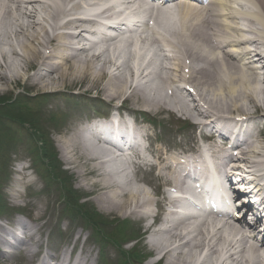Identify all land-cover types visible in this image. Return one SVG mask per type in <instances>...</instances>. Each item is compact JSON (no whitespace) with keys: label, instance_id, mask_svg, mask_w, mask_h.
I'll return each instance as SVG.
<instances>
[{"label":"bare ground","instance_id":"obj_1","mask_svg":"<svg viewBox=\"0 0 264 264\" xmlns=\"http://www.w3.org/2000/svg\"><path fill=\"white\" fill-rule=\"evenodd\" d=\"M78 1L82 2L84 0H0V35L8 39H16L21 49V52H18L12 47V54L20 59L18 69L12 68L11 62L13 60L0 51V59L2 60L0 62V89H4V84L18 82L23 79L25 72L30 67H34L35 70L27 76V80L31 83V86L37 87V89L53 86L58 83L64 77L65 72L67 73L71 68H73V73L77 74L79 71L82 73L84 69H88L89 65L87 64L89 59L93 60L96 57H94V54L89 53L94 43L91 42L90 48L85 50L80 40L84 33H86V28H84L85 23L77 18H72L64 24H61L59 21L63 16L76 13L75 11L80 6ZM232 2L238 3L235 0H215V3H218V7L221 8L220 12L217 13L219 20L210 16L209 10L197 12L183 5L182 10L179 11V15L183 17L180 27L178 29L171 28L174 29L173 35L177 40L174 38L176 41L173 42L172 40L163 38V42L166 45L173 46L181 55V58H175V61L171 65L176 73L190 70L189 77H191V70L194 64L198 66L194 69L195 73H197L194 88L197 90L199 96L205 100V104L208 107L212 109L218 107L222 112H225L226 106L231 105V108H236L238 109V113H242L244 112L243 107L247 103L249 108L257 105L264 106V76L262 75L264 73V61H262L261 55L259 53L253 54V51H250V54H253L250 55L251 58L255 59L254 66H261L259 70L262 72L261 74L254 69H251L253 72L245 71L243 67L239 69L236 67V63L232 61L235 56H247V49L250 47L256 48L264 42V0H243L244 6H247L245 10L242 9L243 11L234 9ZM213 7L216 8L215 6ZM190 15L191 17L188 19L187 16ZM240 18L244 19L249 26L248 31L253 34V38L243 42L241 46H246L245 51L241 50L240 47L239 54H237V49H232L230 46L233 47V45H229L230 42L237 44V41L227 38H216L212 31V26L220 27L224 25L225 28H230L233 36H239L241 30L238 27V19ZM161 23L162 21L158 24L161 25ZM253 25H259L260 29H256L255 26L252 29ZM75 29H78V32H75ZM227 46H229L230 50H235L234 54L229 53V50L226 49ZM46 49H48L47 52ZM247 58L250 57L247 56ZM115 59L105 56L97 70L89 68L90 73L94 76L96 73L101 75L102 68H105L107 64L109 65L107 73L113 75L120 72L123 70L122 64H125V61L119 63ZM189 60H191V65L188 63ZM10 68H12L11 73L7 71ZM128 70L130 71V69ZM138 72L141 75L143 74L140 68ZM171 79L175 80L174 75ZM112 84L115 87V84ZM108 90H111L110 86ZM183 108L185 109V107L181 106V109ZM75 137L76 134L71 133L70 138L74 139ZM82 142L87 141L82 140ZM62 143L65 142L62 141ZM62 143L60 146L62 156L68 163H72L70 152L73 149L69 150V147L73 146L72 144H68L67 141V145L66 143ZM93 144L96 149L99 148L95 143ZM91 150L93 153L86 154L81 167L85 165L89 171V175L99 177L98 180L88 184L93 185L98 201L101 204L105 203L115 208L106 207L107 210L122 211L129 208L131 214L137 213L139 216H142L140 211L147 209L148 200H141L139 198L141 193L137 192L136 189L127 190L123 182L124 180L127 182V178L124 177L123 172L118 174V176L115 173L116 183H112L114 180L109 172L105 170L98 171L101 165L98 163V166L94 167L96 162L92 161V159L98 156L111 157L108 156L110 152L101 153L102 150L96 151L94 148ZM235 164L240 167V171L250 176H253V174L248 173L250 172V168L261 171L264 169L262 167V165L264 166V145L257 143L248 151L240 152L239 156L236 157ZM260 166L262 169L259 168ZM116 167L118 168V166ZM78 176L86 179L88 175L82 169L78 170ZM114 184L116 185L114 186ZM13 191L14 193H18L17 190ZM32 206L33 209L37 207L35 202H32ZM138 209L141 210L138 211ZM43 216L44 213L38 211L35 214H31L30 221L38 222ZM39 226L40 229L44 228L43 224ZM30 227L31 229L38 230L33 225H30ZM228 228L233 233H236L233 230L232 224H228ZM0 230L2 231L3 228L0 227ZM176 230L177 226L173 225L171 229L167 230L166 236L176 234L174 241L176 238L182 239L184 236L177 234ZM207 231L204 233L197 231L192 239L184 241L178 246L179 251L177 253H175V247L172 246L173 239H170L167 244L163 243L167 240L166 237L158 241L155 248L158 251H166V260L169 264H193L198 251L203 247H206L210 253L215 252V247L220 244L227 249L225 244L229 243V241L225 240L220 233L218 234V230L214 234H210ZM39 244V240L34 237V231L29 234L28 239L17 243L18 247H24L23 252L26 264H30L32 261L34 256L33 249L39 246ZM183 247L186 249L181 251ZM249 250L252 258H254L250 263L262 264L261 259L258 258V248L251 246ZM86 252H89V248H87ZM64 255H67L65 251ZM87 255L82 256L85 264L88 261ZM4 256L11 258L12 255L7 253ZM50 257L59 262L60 255L50 254H43L39 258V262L43 263L45 259ZM245 262H249L248 259ZM199 264L212 263H210L207 256Z\"/></svg>","mask_w":264,"mask_h":264},{"label":"rangeland","instance_id":"obj_2","mask_svg":"<svg viewBox=\"0 0 264 264\" xmlns=\"http://www.w3.org/2000/svg\"><path fill=\"white\" fill-rule=\"evenodd\" d=\"M150 35V34H149ZM200 50H202V48H200ZM124 56H123V60H126V62H129L130 58L132 57L131 52L130 51H126L124 50ZM156 51V49H155ZM133 54V53H132ZM127 56H130L129 59L127 58ZM135 55L133 54V57ZM10 59V58H9ZM128 59V60H127ZM12 60H14L12 58ZM94 62H91L87 65H89L88 69H84L83 72L81 73L80 71L77 73H73L71 68L69 71H67V73L65 72L64 77L62 79H60L58 81V83L54 84V88H57L59 90H63L64 91H79L81 93H83L82 95H86L87 93H99L101 95V97L105 100V102L107 101H115L117 99H122L125 98V101H123L124 103H126L128 106H132L135 109H141L143 107H147L148 105L146 104V101H149L148 99L146 100V96L148 95V93H150L151 91L154 92V94L157 96V98H153V101L156 102L157 104L155 106L159 104L158 102H164L167 101V103H169L168 99L166 100L164 98L163 95H159L158 92L162 91V82H155L154 83V88H150V83L152 82V80L149 82L148 79H142V78H136V83L135 84H139V86L145 85L146 88H140L139 86L134 88L133 87V83L131 82H127V83H123L125 82L123 79H118L115 78L114 80H108L109 84H110V88L111 90H108V83H107V77L105 74L106 73V69L103 68L102 69V75H100V77H93L90 76V70L89 68L93 67ZM70 66V65H69ZM123 67L127 68L128 67V63L127 64H123ZM195 67H198L195 64ZM105 69V70H104ZM125 70V69H124ZM121 70L120 72H118L117 75H123V72H126L127 70ZM161 74V72H160ZM116 75V76H117ZM24 80L21 79L20 82H14V83H7L3 85L4 89H0V102H2V100L8 99L9 97L12 96V100L13 95H15V93L20 92L19 95L17 96V99L21 98L23 95L22 91H28L30 93H36V94H41L40 91L38 89L32 90V89H28L27 86H30L31 83L29 81H27L26 84H23ZM115 84L114 85L112 84ZM122 84V85H121ZM44 90V89H43ZM85 93V94H84ZM39 96V95H38ZM36 97V96H35ZM32 98V100H29L27 102V105L29 106L30 109L36 111V113L38 112L41 116V119H37V126L40 128L42 127V130L45 132L49 133L50 139L53 141L54 146H55V150L58 153V157L60 162L63 164L64 169L68 170L69 174L72 176V180L71 183L74 185V188L77 190V192H80V194H82L85 197V201L84 204L85 206L88 205L90 207H95L98 212L102 215V216H106L107 218H118L121 219L123 218L121 216L122 212L121 211H117V210H107L106 207L108 208H112L111 206L102 203L104 205H102L100 203V201H98L95 193H94V187L92 184L88 185L89 183H91L94 179V177H92L91 175L87 176V181L88 182H83L82 178H80L78 176V170H82L84 169L85 172H88V169L85 165H83L81 167V163H84V159L86 154H92V148H94V146L92 145L91 141L86 139L85 141L87 142H82L83 139L79 138V137H75L74 139H71L70 136V125H71V118L70 119H63V121L61 122L60 118L63 117H58V119L60 120V124H55L53 122L52 119L45 120L47 119L50 115L51 112L53 113H57L58 115H65L66 114V110L62 111L63 109L61 108V111L58 110L56 107H52L49 105V102L47 101V103L43 104L42 99H39V97L36 98ZM68 100H73V99H68ZM152 100V99H151ZM68 104V106H79L77 103H71ZM81 102V101H80ZM82 104H84V102L82 101ZM81 105V104H80ZM170 105V103H169ZM1 106V103H0ZM47 106V107H46ZM149 108V107H147ZM165 109V108H164ZM151 113H158V114H167L166 110L160 109V108H149ZM262 113H264L263 110H261ZM53 113V114H54ZM157 114V115H158ZM26 116L29 118V120H31L34 115L31 114H26ZM38 116V114H37ZM36 117L33 118V120ZM169 116L167 114V118L168 119ZM18 119H23L22 118H18ZM36 121V120H35ZM4 124L6 125V128H10L11 131L7 134L8 137H11L12 135H14L13 129L18 128V130L20 132H22L24 135V126H20V124L16 123L13 120H9L7 118H5V120L3 119ZM34 122V121H33ZM32 122V124H33ZM31 124V125H32ZM29 130V129H28ZM186 132V131H185ZM181 137H188V134L186 133H180ZM18 137V135H17ZM21 137V135H20ZM24 138V136L22 137ZM264 142V138H261ZM67 141L68 144H72L73 147H69V150L72 148L73 150L70 152V156L72 159V163H68L65 158H63L62 153H61V143ZM62 143V144H65ZM66 143V145H67ZM95 149V148H94ZM7 149L5 148L3 153H7ZM28 154L27 150L20 151L19 152V156L18 157H13V155H10V159L12 158V160L7 163V165H5V163L2 164V166H0V173H6V175L8 176L7 178L4 179H0V181H2V184L0 185V191L1 193L4 195H6L8 192H10L11 187H12V182L14 176L12 177V173L15 171L16 169V164L14 162H18V161H26L28 164L29 161L26 160L24 158V154ZM100 153V152H99ZM101 153H103L101 151ZM80 155V156H79ZM100 157V156H99ZM5 158V156L3 157V159ZM95 159V158H94ZM94 161V160H92ZM2 162V161H1ZM0 162V163H1ZM109 164L110 166L112 165V168L114 166V163L112 161V159H107L106 164ZM50 175L53 176H57V170L54 168L52 169L50 172H48ZM60 176H62V174H60ZM4 177V175H3ZM139 177V176H138ZM34 185H35V190L33 192V195L30 199H32L33 201L36 200L37 201V207L40 211H42L44 208V210H46V213L49 215L48 218L51 222H56L58 217L64 216L63 210H62V206L61 204H57L58 198H60L59 196V189H53V192H49L47 190L46 187V183L43 182V179L41 177H39L38 175H34ZM52 185H56L55 183H51ZM91 187V189H89ZM47 190V191H46ZM4 195V196H5ZM88 195V196H87ZM57 198V199H56ZM27 200H24L23 198L19 199V201H17L19 204L22 203H26ZM17 203V204H18ZM20 206H22L20 204ZM115 209V208H112ZM136 219L134 216H132L131 218L129 217V219ZM63 223L62 227H64ZM134 225L137 226L136 222H133ZM78 231V229L75 231V233ZM128 232V229H127ZM42 239L44 240V244H45V237H42ZM40 249V248H39ZM42 249H45L44 245L42 247ZM95 252V249L93 250V253ZM108 254H110L112 259H116V255L117 252L115 249H112V247H109L107 249ZM18 257L13 259L11 262H9V260L4 261L2 257H0V262L2 264H14V262L18 261ZM9 262V263H8Z\"/></svg>","mask_w":264,"mask_h":264},{"label":"trees","instance_id":"obj_3","mask_svg":"<svg viewBox=\"0 0 264 264\" xmlns=\"http://www.w3.org/2000/svg\"><path fill=\"white\" fill-rule=\"evenodd\" d=\"M96 219V218H95ZM100 219V218H99Z\"/></svg>","mask_w":264,"mask_h":264}]
</instances>
